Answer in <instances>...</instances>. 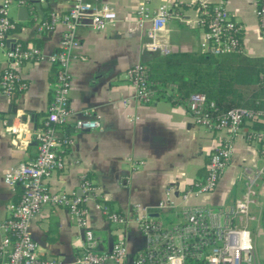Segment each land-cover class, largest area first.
<instances>
[{
    "label": "crops",
    "instance_id": "1",
    "mask_svg": "<svg viewBox=\"0 0 264 264\" xmlns=\"http://www.w3.org/2000/svg\"><path fill=\"white\" fill-rule=\"evenodd\" d=\"M74 0H26L29 16L19 20V7L10 10L20 23L9 33L7 45L35 43L43 50L42 58L28 61L20 68L28 88L14 98L0 96V219L8 215L7 203L18 199L21 187L12 190L4 182L8 167L30 161L36 153L35 131L47 113L52 99L56 67L49 60L59 47L62 26L49 36L38 34L36 20L53 12L67 11ZM109 3L119 14L115 25L94 29L88 21L77 28L80 45L74 49L70 71L71 106L74 114L60 127L62 135L72 137L62 152L64 168L53 171L46 179L51 190L81 193L82 176L87 175L95 190L88 199L89 225L99 240L98 251L112 248L121 229L112 225L96 208L98 200L109 201L116 211L127 215L147 209L158 211V203L167 187L176 195L197 177L204 175L211 151L230 135L227 129L209 130L197 124L183 102L155 98L151 103H139L136 88L125 78L126 70L138 62L146 63L157 53L150 51L146 28L139 25L135 10L141 0H89ZM171 1L178 16L171 17L158 32L160 42L171 51L201 50L204 30L192 25L197 9L190 0H150L152 8ZM12 5V6H13ZM234 17L244 25V54L264 56V31L255 13L256 0H227ZM128 16L129 19H125ZM28 21H31L30 23ZM38 39V40H35ZM7 64L0 53V70ZM128 100V104L123 103ZM84 110L100 121L95 129H77L74 121ZM15 127L18 133L10 131ZM246 128L234 135V152L216 189L191 199L218 207L233 201L245 192L244 166L256 163L264 166L259 145L249 141ZM256 202L243 223L252 233L255 262L264 264V175L257 182ZM29 230L40 245L43 255L73 260L82 250L83 230L65 207L46 205L30 220ZM129 255L145 244L134 219L125 231Z\"/></svg>",
    "mask_w": 264,
    "mask_h": 264
},
{
    "label": "built area",
    "instance_id": "2",
    "mask_svg": "<svg viewBox=\"0 0 264 264\" xmlns=\"http://www.w3.org/2000/svg\"><path fill=\"white\" fill-rule=\"evenodd\" d=\"M150 0H141L135 10L139 25L149 22L146 28L150 41L147 48L157 54H168L169 45L158 40V32L175 12L171 1L152 8ZM197 9V16L190 24L203 28L201 50L213 55L244 53V25L228 8L227 0H190ZM13 4L22 6L26 0H0V53L7 64L0 70V96L14 98L28 88L20 68L28 61L43 56L42 48L32 42L7 45L9 33L16 27L11 16ZM255 13L264 31V0H256ZM120 19L118 12L107 2L74 0L65 12H53L36 20L38 34L62 26L59 47L51 52L49 60L56 67L52 99L41 126L35 131L37 142L35 156L27 162L12 164L4 173V182L12 189L21 187L18 199L7 203L8 215L0 219V264H256L251 230L243 223L256 202L257 182L264 175V166L248 163L244 166L245 192L233 201L214 207L205 203H192L214 191L234 152V135L246 128V137L259 145L264 159V107L250 109L236 106L223 113H214L215 101L208 100L205 93L193 92L184 104L194 121L209 130L227 129L230 135L216 145L209 155L204 175L186 185L176 195L173 186L167 187L165 196L158 203V211L151 213L135 204L137 213L127 215L116 211L104 201L95 202L97 209L122 231L109 250L98 251L99 240L89 225L88 199L95 190L91 179L85 174L80 183L81 193L76 191L51 190L46 182L55 170L64 168L62 152L72 142V137L60 133L74 114L70 90L72 53L80 45L78 26L84 22L97 30L115 25ZM125 19H129L125 16ZM148 66L138 62L129 67L125 78L136 88L135 98L139 103H151L156 90L147 79ZM125 105L128 100H124ZM77 129H95L100 121L89 110H84L74 121ZM10 131L18 133L17 128ZM65 207L74 216L83 230L84 241L81 252L73 260H63L52 255H43L40 245L29 230L31 218L44 206ZM171 214L164 218V214ZM130 219H134L145 237V244L133 255H129L125 231Z\"/></svg>",
    "mask_w": 264,
    "mask_h": 264
},
{
    "label": "trees",
    "instance_id": "3",
    "mask_svg": "<svg viewBox=\"0 0 264 264\" xmlns=\"http://www.w3.org/2000/svg\"><path fill=\"white\" fill-rule=\"evenodd\" d=\"M146 64L147 79L157 98L184 102L193 92L205 93L208 100L216 103L215 114L236 106L255 110L264 107V56L172 51L157 54ZM254 127L264 126L256 122ZM104 202L111 207L109 201Z\"/></svg>",
    "mask_w": 264,
    "mask_h": 264
},
{
    "label": "water",
    "instance_id": "4",
    "mask_svg": "<svg viewBox=\"0 0 264 264\" xmlns=\"http://www.w3.org/2000/svg\"><path fill=\"white\" fill-rule=\"evenodd\" d=\"M20 15L18 16L19 20H26L29 16V7L27 4L22 5L19 7ZM52 30L49 31L48 35L50 36L52 34Z\"/></svg>",
    "mask_w": 264,
    "mask_h": 264
},
{
    "label": "rangeland",
    "instance_id": "5",
    "mask_svg": "<svg viewBox=\"0 0 264 264\" xmlns=\"http://www.w3.org/2000/svg\"><path fill=\"white\" fill-rule=\"evenodd\" d=\"M11 10L12 11H14L15 10V5H13L12 7H11ZM171 217V214H164V218H170Z\"/></svg>",
    "mask_w": 264,
    "mask_h": 264
}]
</instances>
